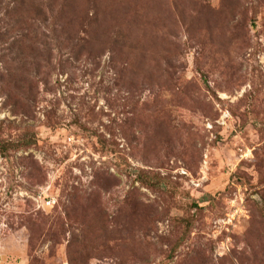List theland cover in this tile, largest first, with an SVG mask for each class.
I'll return each instance as SVG.
<instances>
[{
    "label": "rangeland",
    "instance_id": "374dc122",
    "mask_svg": "<svg viewBox=\"0 0 264 264\" xmlns=\"http://www.w3.org/2000/svg\"><path fill=\"white\" fill-rule=\"evenodd\" d=\"M0 264H264V0H0Z\"/></svg>",
    "mask_w": 264,
    "mask_h": 264
}]
</instances>
